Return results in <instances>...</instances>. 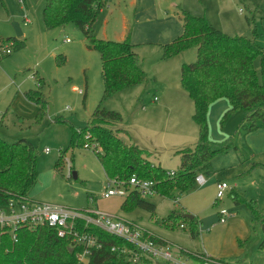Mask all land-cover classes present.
<instances>
[{
  "label": "rangeland",
  "instance_id": "374dc122",
  "mask_svg": "<svg viewBox=\"0 0 264 264\" xmlns=\"http://www.w3.org/2000/svg\"><path fill=\"white\" fill-rule=\"evenodd\" d=\"M25 1L26 7L20 0H0V40H5L10 32L15 33L12 22H17L24 31L33 28L31 33L26 31L22 37L25 47L12 49L10 54L2 53L0 57V137L8 142L26 138L34 145L38 179L30 191L31 198L77 210L90 206L115 219L135 223L150 232L151 236L163 239L173 257L184 264H199L192 257L196 253L225 261L233 260L232 264H264V249L258 247L264 232L259 229L249 207L250 201H254L259 208H264V167H254L255 164L264 165V124L249 132L243 131L240 128L244 116L242 110L233 112L222 121L228 101L225 98L214 100L207 111L209 138L212 142L227 141L230 146L226 152L212 158L209 172L199 173L203 174L205 183L200 185L196 182L191 190L176 196L175 200L158 193L143 195V199L156 205L154 217L166 218L172 209L186 210L197 216L200 223L198 236L190 237L186 226L167 227L160 224L145 209L134 207L123 211V196H102L107 180L94 152L97 143L92 141L85 144L87 147H69L72 126L80 128L85 125L101 99L100 55L96 50L88 49L83 32L73 23L46 29L42 20L45 0ZM114 2L112 4L116 7H112L110 23L106 26L107 37L111 40H116L118 34L115 32H119L120 7L126 15L127 31L132 24V7L125 0ZM166 2H173L176 11L178 8L191 14V11H198L199 14H194L197 16H205L206 12L214 19L212 21H216L213 23L217 26L210 23L215 28L228 35L252 39L264 52V0ZM25 16L30 19L27 25L24 23ZM218 21L221 24H217ZM98 24L91 28V33L99 38L101 34L94 31ZM66 38H69L68 42ZM137 53L146 73L143 83L147 85L143 94L141 87L126 88L103 100L101 105L106 110L120 113L121 121L113 127L124 129L125 134L132 136L150 127L155 131L158 127L163 128V121L151 124L149 119L153 106L161 102L156 88L162 83L168 86L176 84L178 93L175 99L165 98L168 105L175 103V128L170 122L167 130L161 131L157 139H149L161 166L175 171L179 165L176 151L183 146H193L198 135L192 118L193 102L180 82L181 64L195 61L196 52L190 48L178 56L164 58L159 47H145L137 49ZM262 60L263 56L259 55L254 61L260 80ZM37 69L44 78L42 91L47 98L45 114L40 120L35 118L38 107L23 94L24 90L37 86ZM170 93L173 94V90ZM154 97L158 100H153ZM141 107L143 111H140ZM175 129L178 131V146H173L170 140ZM45 147L49 148V152L44 151ZM60 155V167L55 168ZM155 156L152 152L147 154L151 163L156 161ZM220 182L226 183L228 188L221 198H217ZM224 210L229 214L221 221Z\"/></svg>",
  "mask_w": 264,
  "mask_h": 264
},
{
  "label": "trees",
  "instance_id": "16d2710c",
  "mask_svg": "<svg viewBox=\"0 0 264 264\" xmlns=\"http://www.w3.org/2000/svg\"><path fill=\"white\" fill-rule=\"evenodd\" d=\"M104 0H45L42 20L46 29H54L69 23L75 24L84 34L87 47L96 50L101 60L103 92L99 103L92 111L87 123L78 128L72 126L69 147H84L92 141L97 143L95 155L106 178L121 182L127 194L121 204L123 211L134 207L145 209L155 215V204L142 198L137 189L129 186V178L155 181V193L171 200L191 190L199 173L209 172L212 158L229 148L227 141L212 142L209 138L207 111L211 102L219 98L227 99L229 108L222 121L237 110L244 116L240 128L249 132L264 124V52L254 40L242 35H228L212 26L204 16L191 14L178 8L177 14L182 23V33L171 42L161 45L163 57L177 55L194 48L196 59L191 63H182L180 82L193 102V121L197 125L198 135L193 146L176 151L179 155L177 170H166L159 164H152L146 149L134 142L126 143L119 136L125 130L113 127L121 121L120 113L106 110L101 102L106 98L142 84L146 73L140 59L130 42L129 32L122 40L98 38L91 33L92 24L98 19ZM245 7H248L245 5ZM247 22L249 21L246 18ZM1 44L12 42V49L19 50L25 42L15 36L0 40ZM263 56L261 80L254 66L255 59ZM37 86L24 91V96L37 107L35 118L40 120L46 110L47 98L42 91L43 78L35 76ZM57 120H62L56 118ZM66 121V120H63ZM89 134V136H87ZM62 156L56 160L59 168ZM263 166L262 164H255ZM37 153L34 145L26 138L8 142L0 137V205L10 200L30 198V191L37 183ZM238 200V199H235ZM253 218L264 232V208L254 201L249 203ZM82 210V209H80ZM185 210L172 209L166 218H159L160 224L174 227L183 224L190 237L199 234V221L182 217ZM78 232L96 236L100 247L92 248L87 264H152V260L142 258L132 261L122 249H133L126 240L111 235L98 226L76 220ZM154 241L166 245L163 239L151 237ZM259 249H264V237ZM70 248H72L70 250ZM82 247L75 244L73 237L58 236L55 228L39 225L29 228L18 225L13 234L8 228H0V264H77ZM198 254V253H196ZM192 254L201 261L203 254ZM210 257V256H209ZM157 264H173L169 261ZM247 264V263H246Z\"/></svg>",
  "mask_w": 264,
  "mask_h": 264
},
{
  "label": "built area",
  "instance_id": "2783aa9c",
  "mask_svg": "<svg viewBox=\"0 0 264 264\" xmlns=\"http://www.w3.org/2000/svg\"><path fill=\"white\" fill-rule=\"evenodd\" d=\"M65 41H69L66 38ZM4 46L2 49L1 47ZM12 42H8L6 45H0V57L12 52ZM81 93V91H79ZM87 147V145H85ZM45 152L49 151V148L44 149ZM173 171L170 175H173ZM107 187L102 193V196L107 198L112 195H120L125 197L127 190L124 185L114 179L107 178ZM206 179L203 174L196 176V182L200 185L205 183ZM129 186L133 189H137L142 195H151L155 193V181L150 179L138 178L132 175L129 178ZM228 185L224 182H220L217 185V198H221L224 195ZM2 208H8L7 210ZM229 213L227 211L221 212V221ZM81 219L85 223H91L105 232L122 238L133 245V249H122L123 253L129 255L132 261H138L142 258H147L154 262L169 261L173 264H184L173 257L170 247L160 244L154 241L151 237V233L141 229L135 223L127 222L123 219H115L108 214L102 213L97 209H71L66 206L35 201L31 198H22L10 200L5 205H0V228H8L13 234L14 229L18 225H25L29 228H35L39 225H47L55 228L58 236L70 235L73 237V241L76 245L82 247V252L79 254V262L77 264H83V258H87L91 253L92 248L100 247V243L97 241L96 236L89 233H81L76 229V220ZM179 227L183 228L184 225L180 224ZM198 255V254H197ZM200 255V254H199ZM204 255V254H203ZM199 264H232L231 261H225L216 259L204 255Z\"/></svg>",
  "mask_w": 264,
  "mask_h": 264
},
{
  "label": "crops",
  "instance_id": "0c3cea01",
  "mask_svg": "<svg viewBox=\"0 0 264 264\" xmlns=\"http://www.w3.org/2000/svg\"><path fill=\"white\" fill-rule=\"evenodd\" d=\"M104 1H105V5L101 8L98 19L93 23L92 28H95L96 23H99L97 28L94 29V31H96V33L98 35L101 34V36L99 38L108 39L106 26L109 25V23H110L109 21H110V13L112 12L111 11L112 7H116L112 4V2L120 1V0H104ZM125 1H127V4L132 7V24H131L129 31H127L126 15L124 14L122 8L120 7L118 17L120 18L121 21L119 23L120 27L118 28L119 32H115L116 34H118L116 36V38H117L116 40H122L126 36L127 32H129L130 42H131V44L134 45V50L136 51V53H137V49L145 48V47H153L154 49H157V47H159L161 49V47H160L161 45L171 42L174 38H176L177 36H179L182 33V31H183L182 23L178 17V14L176 11L177 9H174L175 4L173 2H166V0H125ZM20 2L25 7L27 6V3L25 0H20ZM107 4H110V5L108 6ZM116 4L118 6L120 5L119 2H116ZM109 10H110V12H109ZM191 12L193 15L199 14L198 11H191ZM204 15H205L204 17L207 19V21L209 23L216 25V23H213L216 21H212L214 19H212V17L208 16L206 12ZM100 18H101V20H100ZM24 23L25 24L30 23V19L27 16L24 17ZM217 24H221V23L219 22ZM218 26H219V28H221L220 25H218ZM35 27L36 26H34V28ZM32 30H33V28L31 29L30 27L25 31L23 29H21L22 35L20 37H17V38L22 39V37H24V35L26 34V31L28 33H31ZM7 36L8 37L15 36V33L12 34L10 32ZM161 51H162V49H161ZM137 55H138V53H137ZM176 56H178V54ZM138 57H139V55H138ZM140 60H141V58H140ZM141 63H142V60H141ZM142 67H143V65H142ZM35 75L43 78V76L40 74L38 69L35 71ZM101 79H102V77H101ZM155 80H156L155 84H157L158 81H157V79H155ZM43 82H44V80H43ZM162 84L164 86L163 85L159 86V84H158V89L156 88V91L161 98V102L153 106V108L151 109V111L153 113H151V117L149 119H150L151 124H153L155 122L163 121V128L158 127L157 130H155V131H152L151 127L150 128H144V129H141L139 133H134L132 136L129 133H127V134L119 133V136L124 140V142H126V143L134 142L139 147L146 149L148 152H152L154 154V156L156 155L155 154L156 152L154 150L155 147H152L150 145L151 143L149 142V139L150 140L152 138L157 139L158 135L161 134V131L167 130L170 122H173V129L175 128L174 127L175 123H177V120L175 118V110H176V108L174 107L175 103H171L168 105L165 102V98L169 99L170 97H172L175 99L176 94L178 93L177 86H176V84L173 85V83H172L173 87L171 85L168 86V84H165V83H162ZM146 85H147L146 83H142V84L136 85L135 87H132L130 89H135L137 87H141V89L143 88L141 94H143V90L145 89ZM29 89H32V88H29ZM172 90L174 92L173 94L170 93ZM24 91H23V93H24ZM153 100L156 101L158 99H157V97H154ZM228 108H229V103H228ZM143 109L144 108L141 107L140 111H143ZM177 133H178V131L175 129L173 139H170L172 141L173 146H178V134ZM123 136L127 139V141ZM182 142H184V141H182ZM180 146H182V145H180ZM155 158H156V161H154L152 164L161 165L157 155L155 156ZM30 198H31V196H30ZM155 208H156V205H155ZM86 209H95V208L88 206V207H86ZM185 212H187V211L185 210ZM153 217L154 216H151V218H153ZM154 219L157 221L159 220L158 217H154ZM199 254H202V253H198V255ZM236 259H238V258H236Z\"/></svg>",
  "mask_w": 264,
  "mask_h": 264
},
{
  "label": "water",
  "instance_id": "95a60500",
  "mask_svg": "<svg viewBox=\"0 0 264 264\" xmlns=\"http://www.w3.org/2000/svg\"><path fill=\"white\" fill-rule=\"evenodd\" d=\"M12 26H13V29H14V32H15V36L16 37H20L22 35V31L20 29V26L17 22H12ZM74 177H76V174L74 173ZM182 217L184 218H187V219H193L194 215L189 213V212H184V213H181ZM72 248H70L71 250ZM83 264H87L88 260L87 258H83L82 260Z\"/></svg>",
  "mask_w": 264,
  "mask_h": 264
}]
</instances>
